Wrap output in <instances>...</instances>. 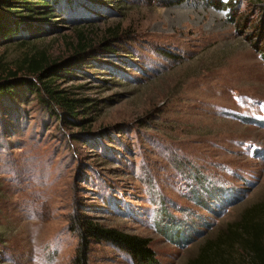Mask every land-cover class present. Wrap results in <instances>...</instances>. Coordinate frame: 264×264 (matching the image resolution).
I'll return each instance as SVG.
<instances>
[{
    "label": "rangeland",
    "instance_id": "obj_1",
    "mask_svg": "<svg viewBox=\"0 0 264 264\" xmlns=\"http://www.w3.org/2000/svg\"><path fill=\"white\" fill-rule=\"evenodd\" d=\"M63 1L0 37L3 71L35 83L43 52L82 100L70 117L22 86L0 96V264H134L82 216L188 264L264 200V0Z\"/></svg>",
    "mask_w": 264,
    "mask_h": 264
},
{
    "label": "trees",
    "instance_id": "obj_2",
    "mask_svg": "<svg viewBox=\"0 0 264 264\" xmlns=\"http://www.w3.org/2000/svg\"><path fill=\"white\" fill-rule=\"evenodd\" d=\"M57 1L59 0H0V37L8 31H17L20 27L35 25L34 22L37 24L47 21L52 14V3L55 4ZM207 1L214 5L220 2V0ZM63 2L70 3V0ZM82 38L80 36V40ZM85 44L81 41L78 42L77 52L83 51ZM24 67L27 73L35 76L37 82L34 83L30 79L16 76L17 73L14 70L3 71L0 68V96L10 94L11 89L22 86L35 92L39 96V100L48 107L50 104H55L60 106L70 117L76 115L74 103L82 100L68 99L51 86L55 77L62 74L55 61H48L43 52H37V55L33 54L29 58V62ZM40 88L47 100L41 96ZM80 224L83 238L90 236L110 242L124 251L134 264H158L147 238L113 228L101 227L83 216ZM221 242L230 247L236 245L240 249L243 264H264V200L248 207L237 221L229 224L216 241L208 242L200 254L190 260L188 264H213L215 259L219 264H236L228 258L229 255H223V249L219 246ZM83 248L81 247L80 255H78L80 263L84 262Z\"/></svg>",
    "mask_w": 264,
    "mask_h": 264
}]
</instances>
